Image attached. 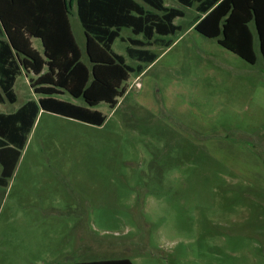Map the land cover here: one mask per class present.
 I'll return each mask as SVG.
<instances>
[{
    "label": "rangeland",
    "instance_id": "1",
    "mask_svg": "<svg viewBox=\"0 0 264 264\" xmlns=\"http://www.w3.org/2000/svg\"><path fill=\"white\" fill-rule=\"evenodd\" d=\"M139 3L140 0H135ZM164 6L180 8L175 0ZM180 31L137 77L101 127L41 112L0 186V264H264V63L249 65L193 30ZM81 60L83 30L69 17ZM112 50L126 54L130 30ZM136 38V37H135ZM140 38V37H137ZM34 49L42 53L38 39ZM14 84L15 112L41 96ZM137 77V78H136ZM56 99L85 106L67 93Z\"/></svg>",
    "mask_w": 264,
    "mask_h": 264
},
{
    "label": "trees",
    "instance_id": "2",
    "mask_svg": "<svg viewBox=\"0 0 264 264\" xmlns=\"http://www.w3.org/2000/svg\"><path fill=\"white\" fill-rule=\"evenodd\" d=\"M181 9L163 0H0V103L14 104L18 76L31 74L29 87L41 96L12 114H0V186H5L24 149L39 113L46 112L89 126L101 127L107 117L93 110L105 104L114 110L127 92L131 74L140 75L158 56L148 48H168L165 38L180 31L175 25L183 8H194L193 30L249 65L256 63L254 39L264 63V0H175ZM73 7L85 39L88 65L70 24ZM122 29L130 30L127 56L135 68L114 53ZM136 37V38H135ZM140 37V38H137ZM38 39L42 54L33 48ZM67 93L82 99L78 106L56 99ZM76 264H133L111 259Z\"/></svg>",
    "mask_w": 264,
    "mask_h": 264
},
{
    "label": "crops",
    "instance_id": "3",
    "mask_svg": "<svg viewBox=\"0 0 264 264\" xmlns=\"http://www.w3.org/2000/svg\"><path fill=\"white\" fill-rule=\"evenodd\" d=\"M0 38H1V36H0ZM31 43H32V40H31ZM254 43H255V41H254ZM157 47H159V46H157ZM254 51H255V47H254ZM37 52H38L39 54H42V53H40L39 51H37ZM155 61H156V60H155ZM153 63H154V62H153ZM153 63H152V64H153ZM149 66H150V65H149ZM149 66H147V68H148ZM147 68H145V70H146ZM145 70H144L140 75H142V74L145 72ZM23 74H24V73H23ZM25 75H26V76H27V75H28V76H32L31 74H25ZM140 75H138L137 77H139ZM26 76H25V77H26ZM137 77H136V78H137ZM32 78H33V76H32ZM30 79H31V78H30ZM30 79H29V80H30ZM13 89H14V87H13ZM0 104H1V103H0ZM3 104H4V103H3ZM41 112H42V111H41ZM41 112H40V113H41ZM13 113H14V112H13ZM40 113H39V114H40ZM0 114H3V113H0ZM9 114H12V113H9ZM6 115H7V114H6ZM38 117H39V115H38Z\"/></svg>",
    "mask_w": 264,
    "mask_h": 264
}]
</instances>
